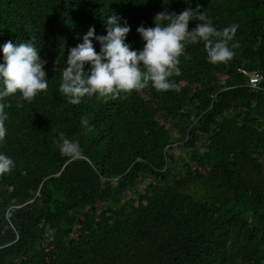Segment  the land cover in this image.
<instances>
[{"label": "trees", "instance_id": "obj_1", "mask_svg": "<svg viewBox=\"0 0 264 264\" xmlns=\"http://www.w3.org/2000/svg\"><path fill=\"white\" fill-rule=\"evenodd\" d=\"M197 6L217 30L239 26L227 63L188 44L170 78L179 91L149 85L78 105L60 93L90 28L106 36L116 14L139 51L140 26ZM30 40L49 87L32 103L0 101V154L15 163L0 176V264H264V0H0V64L8 41ZM61 132L78 158L61 154Z\"/></svg>", "mask_w": 264, "mask_h": 264}, {"label": "clouds", "instance_id": "obj_2", "mask_svg": "<svg viewBox=\"0 0 264 264\" xmlns=\"http://www.w3.org/2000/svg\"><path fill=\"white\" fill-rule=\"evenodd\" d=\"M119 20L116 14L109 16L105 20L108 26L106 36H96L92 27L83 37L84 42L70 50L59 87L68 103L78 105L85 96L94 95L107 102L119 98L121 93L141 92L149 85L157 91H179L178 85L170 78L181 75L180 57L185 54L188 44L203 42L208 60L213 64L227 63L234 56L232 48L236 45L230 48L229 44L239 26L234 24L217 30L199 6L180 14L168 11L156 14L155 27L140 26L137 29L145 41L139 51L125 43L130 27H121ZM193 20L201 23L189 31V22ZM93 39L100 42V53L96 52ZM3 54L5 63L0 64V81L3 82L0 101L19 93L23 100L32 103L39 94L47 92L49 84L45 65L48 62L41 59L31 40L18 46L8 41L3 46ZM58 65L59 58L55 61L54 70ZM86 65L91 66L88 71L85 70ZM5 108L6 105L0 102V143H4L7 136ZM82 124L88 127L86 117L82 118ZM59 148L62 155L72 159L81 155L78 145L67 139L63 132L59 133ZM14 168V161L0 154V176L10 174Z\"/></svg>", "mask_w": 264, "mask_h": 264}, {"label": "built area", "instance_id": "obj_3", "mask_svg": "<svg viewBox=\"0 0 264 264\" xmlns=\"http://www.w3.org/2000/svg\"><path fill=\"white\" fill-rule=\"evenodd\" d=\"M250 84L254 89H260V83L263 80V75L260 72H255L250 76Z\"/></svg>", "mask_w": 264, "mask_h": 264}]
</instances>
